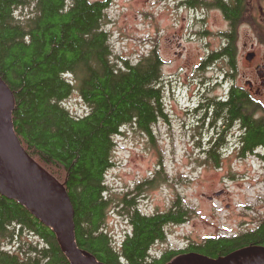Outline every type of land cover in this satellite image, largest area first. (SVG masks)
Instances as JSON below:
<instances>
[{
  "label": "trees",
  "instance_id": "16d2710c",
  "mask_svg": "<svg viewBox=\"0 0 264 264\" xmlns=\"http://www.w3.org/2000/svg\"><path fill=\"white\" fill-rule=\"evenodd\" d=\"M212 3L235 24L248 15V0ZM108 8L109 0H0V75L15 96L14 129L29 156L67 189L77 244L104 264H166L190 251L219 258L264 245L263 218L255 229L238 235L210 236L184 249L152 254L154 244L167 239L168 225L190 218L191 209L180 199L167 211L148 214L127 196L130 229L120 242L106 229L112 201L106 195L107 172L115 164L116 136L132 123L150 132L163 115L164 63L156 49L137 62L114 60L105 27ZM228 51L234 66L232 42ZM75 91L88 107L83 115L74 114L65 102ZM225 100L219 107L214 104L215 118L222 116L229 126L238 123L242 154L256 152L264 160V104L239 87ZM220 146L207 150L206 162L220 163ZM26 233L38 240L23 241ZM0 263L70 261L50 226L0 193Z\"/></svg>",
  "mask_w": 264,
  "mask_h": 264
},
{
  "label": "rangeland",
  "instance_id": "374dc122",
  "mask_svg": "<svg viewBox=\"0 0 264 264\" xmlns=\"http://www.w3.org/2000/svg\"><path fill=\"white\" fill-rule=\"evenodd\" d=\"M195 1L109 0L107 11L105 27L114 60L137 62L156 49L164 62L163 115L150 132L132 123L116 136L115 164L107 172L110 187L106 193L112 196L106 229L119 242L131 227L124 208L127 196L135 198L148 214L167 211L178 199L191 209L186 223L166 227L167 239L152 247L156 255L187 248L210 236L241 234L255 229L264 218V160L256 152L242 154L240 125L216 119L210 101L211 96L224 94L223 87H211L217 74L226 71L234 78L227 61L210 59L226 42L223 33L230 24L214 8V0ZM247 4V13L254 8L264 10V0ZM261 23L264 26L263 19ZM239 29L242 41L246 40L249 27ZM239 66L249 69V62L241 57ZM255 99L264 104V95ZM65 102L74 114L88 111L78 91ZM218 132L227 141L220 146L217 165L205 160ZM29 236L24 234L23 241L38 240Z\"/></svg>",
  "mask_w": 264,
  "mask_h": 264
},
{
  "label": "water",
  "instance_id": "95a60500",
  "mask_svg": "<svg viewBox=\"0 0 264 264\" xmlns=\"http://www.w3.org/2000/svg\"><path fill=\"white\" fill-rule=\"evenodd\" d=\"M4 92L10 97L8 106L2 101ZM15 104L13 91L0 75V193L18 200L54 230L70 264H104L77 244L75 209L65 186L22 146L14 129ZM166 264H264V245L243 247L219 258L190 251Z\"/></svg>",
  "mask_w": 264,
  "mask_h": 264
},
{
  "label": "flooded vegetation",
  "instance_id": "af4514ba",
  "mask_svg": "<svg viewBox=\"0 0 264 264\" xmlns=\"http://www.w3.org/2000/svg\"><path fill=\"white\" fill-rule=\"evenodd\" d=\"M215 1V0H214ZM227 1V0H220ZM215 9H218L225 15L222 8L214 6ZM226 16V15H225ZM263 16V18H262ZM249 19V20H247ZM261 19L264 20V10L262 7L257 10L256 8L250 9L248 15L238 24H235L231 20L229 22V29L223 33L224 42L218 50H215L210 55V59L215 62L217 61H227V66L231 67V77H228L229 73L222 71L221 74H217L215 81L211 84V87L221 86L224 88V94H216L211 96V104L225 102L226 98L229 96L230 91L235 87H239L243 90L248 91L253 97L257 98L258 96L264 95V53L263 46L264 40H262V35L264 31V26L261 23ZM241 25H247L249 27V32H245V38L242 41L241 32L239 27ZM249 37V38H248ZM232 42V45L235 49V64L232 66L230 64V57L228 48ZM226 49L224 53H220L222 50ZM243 57L249 62V69L241 68L239 66V59ZM255 73L257 75H255ZM251 74V75H250ZM244 78V83L241 84V79ZM210 84L208 85V87ZM219 107V105H218ZM220 118H223L222 116ZM221 135V132H218V136L214 140V144L223 145L227 139H224ZM17 241V238L15 239ZM1 264V263H0Z\"/></svg>",
  "mask_w": 264,
  "mask_h": 264
},
{
  "label": "bare ground",
  "instance_id": "6f19581e",
  "mask_svg": "<svg viewBox=\"0 0 264 264\" xmlns=\"http://www.w3.org/2000/svg\"><path fill=\"white\" fill-rule=\"evenodd\" d=\"M2 101L4 103V106H8L10 104V97L8 96V94L6 92L3 93L2 95ZM46 176H48L49 178L53 179L51 176H49L48 174H46L44 172V170L42 171Z\"/></svg>",
  "mask_w": 264,
  "mask_h": 264
}]
</instances>
